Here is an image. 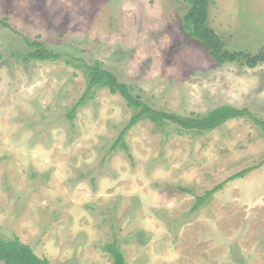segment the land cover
<instances>
[{
	"label": "rangeland",
	"instance_id": "374dc122",
	"mask_svg": "<svg viewBox=\"0 0 264 264\" xmlns=\"http://www.w3.org/2000/svg\"><path fill=\"white\" fill-rule=\"evenodd\" d=\"M187 9L0 0V238L49 264H112L113 242L125 264H264V133L251 119L204 134L141 120L120 139L133 110L106 88L67 117L86 90L80 59L156 110L231 105L264 120V65L218 66L181 32ZM208 24L230 50L264 51V0H210ZM26 40L60 58L26 60Z\"/></svg>",
	"mask_w": 264,
	"mask_h": 264
},
{
	"label": "trees",
	"instance_id": "16d2710c",
	"mask_svg": "<svg viewBox=\"0 0 264 264\" xmlns=\"http://www.w3.org/2000/svg\"><path fill=\"white\" fill-rule=\"evenodd\" d=\"M185 2L187 3L188 9L182 14L180 19L181 32L188 39L200 45L218 66L227 63H237L249 69H254L260 64L264 65L263 50L254 54L230 50L222 37L209 26L208 13L210 0H185ZM26 43L30 47L26 60L36 59L39 61H54L60 58L59 53L48 50L40 42L26 40ZM77 67L85 77L86 90L81 99L67 114V117L73 119L77 109L85 103L89 94L95 89L106 88L111 94L120 95L126 102L127 107L133 110L129 123L122 131L120 139L128 129L141 120H148L155 125H160L163 121H168L183 130L204 134L215 130L229 120L249 118L259 126L264 133V120L256 118L245 108L239 109L231 105H220L205 114H191L190 116L184 117L163 110H156L144 103L142 98L134 93L130 85L120 82L112 72L103 69L101 63L98 61L89 63L79 59ZM248 172L249 169L244 170L232 176L228 181L241 178ZM225 183L226 182L207 191L204 196L197 197L193 210L195 211L199 208L206 198L214 195ZM105 250L112 257V264H125L116 242L107 244ZM0 263L49 264L48 260L37 256L28 245L23 244L17 238H0Z\"/></svg>",
	"mask_w": 264,
	"mask_h": 264
}]
</instances>
